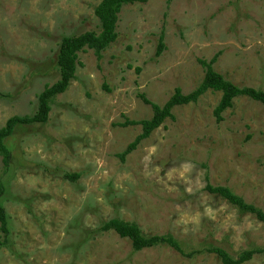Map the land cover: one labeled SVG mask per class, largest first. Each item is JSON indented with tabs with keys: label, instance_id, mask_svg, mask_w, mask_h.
<instances>
[{
	"label": "rangeland",
	"instance_id": "obj_1",
	"mask_svg": "<svg viewBox=\"0 0 264 264\" xmlns=\"http://www.w3.org/2000/svg\"><path fill=\"white\" fill-rule=\"evenodd\" d=\"M101 2L0 0V129L35 115L38 96L60 78L62 40L100 33ZM117 33L101 59L79 53L47 124L19 126L6 141L0 202L10 233L0 264H222L214 249L233 259L257 251L245 264H264V221L207 189L226 187L264 215L263 104L238 97L218 123L222 93L208 91L119 157L143 132L128 122L153 118L141 96L163 107L176 89L193 93L205 77L201 60L216 59L227 80L264 92V0L126 5ZM112 220L145 237L171 236L182 251L160 244L137 252L101 230Z\"/></svg>",
	"mask_w": 264,
	"mask_h": 264
},
{
	"label": "trees",
	"instance_id": "obj_2",
	"mask_svg": "<svg viewBox=\"0 0 264 264\" xmlns=\"http://www.w3.org/2000/svg\"><path fill=\"white\" fill-rule=\"evenodd\" d=\"M149 1L150 0H102V2L95 8V15L101 22L100 33L87 32L77 37H65L62 40L57 57V67L60 78L54 84L46 86L43 92L38 96V107L35 115L31 117H13L8 120L5 127L0 129V156L2 157L3 165L5 167H8L10 164V151L6 146V141L12 137L19 126L42 125L48 123L52 111V100L67 92L71 82L76 77L79 65V53L84 52L87 49L93 50L97 57L101 59L102 52L109 48L119 38L117 26L119 15L123 7L126 5L146 4ZM163 42L164 37L161 36L156 57H159L165 49ZM215 62L216 59L211 61L201 60L200 64L205 69V77L199 88L189 95H184L180 89H176L174 95L163 107L152 104L144 95L141 96L142 100L152 107L154 115L149 121H142L140 123L128 122L129 125H141L143 132L129 145L127 150L119 156L122 161L125 160L127 155L134 152L142 141L149 138L153 131L160 128L166 119H174L172 110L175 107L196 103L199 98L208 91L222 93L221 100L214 110V116L218 123L223 121L224 113L233 107L234 100L238 97L247 96L264 105V92L250 88H240L235 85L214 70L213 65ZM0 97L3 98L5 96L0 95ZM6 97H8V95H6ZM66 177L71 181H76L78 178L77 175H67ZM207 189L210 193L223 197L233 206H237L246 212L256 214L259 219L264 221V215L260 211L246 204L243 199L233 194L228 188L208 187ZM3 191L4 190L1 187L0 197L3 194ZM101 230L103 232L114 231L121 238L129 239L132 242L133 249L137 252L160 244H167L179 252L182 251L179 243L171 236L154 235L151 237H145L137 226L119 220H112L106 223L101 227ZM0 231L4 236V240H0L1 247L7 244L10 233L8 218L1 202ZM211 252L219 255L222 264H245L251 261L253 257L259 253L257 251H245L238 259H233L222 249H214Z\"/></svg>",
	"mask_w": 264,
	"mask_h": 264
}]
</instances>
